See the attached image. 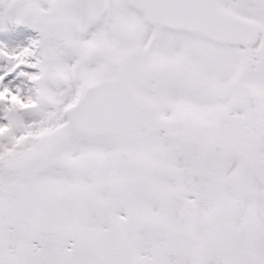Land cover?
Masks as SVG:
<instances>
[{
	"label": "snow or ice",
	"instance_id": "snow-or-ice-1",
	"mask_svg": "<svg viewBox=\"0 0 264 264\" xmlns=\"http://www.w3.org/2000/svg\"><path fill=\"white\" fill-rule=\"evenodd\" d=\"M0 18V264H264V0Z\"/></svg>",
	"mask_w": 264,
	"mask_h": 264
},
{
	"label": "rangeland",
	"instance_id": "rangeland-1",
	"mask_svg": "<svg viewBox=\"0 0 264 264\" xmlns=\"http://www.w3.org/2000/svg\"><path fill=\"white\" fill-rule=\"evenodd\" d=\"M36 38H38V33L32 28L24 24H15L7 19L0 18V47L6 46L8 49L15 48L20 50L24 47H29L32 40ZM6 64L7 61L0 58V72L4 71ZM23 79V77H19L13 83L21 82ZM21 87H24L22 83Z\"/></svg>",
	"mask_w": 264,
	"mask_h": 264
}]
</instances>
